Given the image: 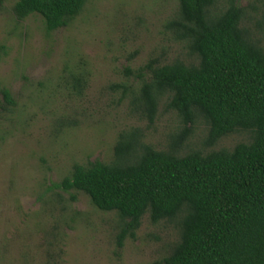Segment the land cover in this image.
I'll use <instances>...</instances> for the list:
<instances>
[{"label": "rangeland", "instance_id": "374dc122", "mask_svg": "<svg viewBox=\"0 0 264 264\" xmlns=\"http://www.w3.org/2000/svg\"><path fill=\"white\" fill-rule=\"evenodd\" d=\"M13 4L0 0V105L4 88L15 100L12 113L0 107V264H158L177 241L173 222L153 224L145 215L135 239L117 250L118 215L55 185L74 163L110 161L122 131L139 129L167 149L184 127L166 97L150 120L134 101L139 81L128 71L152 58L191 60L166 27L178 0H89L51 33L39 14L17 19ZM207 133L197 120L181 153L231 149L249 138L233 133L208 145Z\"/></svg>", "mask_w": 264, "mask_h": 264}, {"label": "trees", "instance_id": "16d2710c", "mask_svg": "<svg viewBox=\"0 0 264 264\" xmlns=\"http://www.w3.org/2000/svg\"><path fill=\"white\" fill-rule=\"evenodd\" d=\"M89 0H14L23 20L39 14L48 33L66 27ZM166 27L185 43L190 61L149 59L137 68L134 101L150 120L167 98L184 127L158 149L139 129L122 131L110 161L74 163L55 185L85 193L99 210L115 212L117 250L135 239L142 219L173 222L177 241L158 264H264V0H178ZM77 87L83 74H73ZM1 110L15 100L2 90ZM203 120L206 143L233 133L231 149L181 153ZM72 201L76 199L71 197Z\"/></svg>", "mask_w": 264, "mask_h": 264}]
</instances>
